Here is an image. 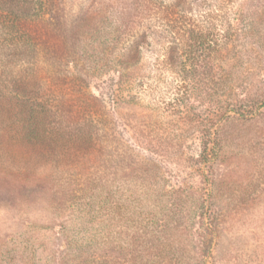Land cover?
I'll list each match as a JSON object with an SVG mask.
<instances>
[{
  "label": "trees",
  "instance_id": "trees-1",
  "mask_svg": "<svg viewBox=\"0 0 264 264\" xmlns=\"http://www.w3.org/2000/svg\"><path fill=\"white\" fill-rule=\"evenodd\" d=\"M63 3L0 0V145H12L17 195L36 193L48 211L23 217L26 229L46 232L17 234L18 258L219 264L224 209L244 203L238 171L264 145V134L233 126L264 127V0H104L75 25ZM104 28L107 44L95 39ZM148 51L156 55L144 63ZM165 72L176 82L166 106L178 124L153 134L157 121H140L116 91ZM91 76L105 92L89 90ZM189 99L201 114L182 115ZM184 126L198 139L190 154Z\"/></svg>",
  "mask_w": 264,
  "mask_h": 264
},
{
  "label": "rangeland",
  "instance_id": "rangeland-1",
  "mask_svg": "<svg viewBox=\"0 0 264 264\" xmlns=\"http://www.w3.org/2000/svg\"><path fill=\"white\" fill-rule=\"evenodd\" d=\"M99 1L64 0L63 20L68 25L80 23L88 9L92 8L87 13L91 10L94 11L100 7V3L104 2V0L102 2ZM107 35V29H105L95 39H99L102 44H107L109 42ZM95 39H90L89 41L95 43L97 41ZM152 39L154 46H157L159 40L154 35ZM143 54L142 62L144 63H150L156 55L150 51ZM106 76L107 74L102 75L100 79L107 81ZM175 83L174 75L165 72L159 77H149L141 88L133 85L131 89L127 88L116 92L126 98L125 105L131 108V112H138L140 121L145 120L148 124L152 120L157 121L159 127L151 130V132L153 134H162L165 125L169 123L178 124L175 121V114L170 111L171 104L168 107L166 106V102L171 101L173 96L171 84ZM89 90L93 94L98 93L99 90L101 92L106 91L105 85L95 76L90 77ZM133 102H136L134 104L137 105H133ZM204 108L205 106L197 102V100L189 99L186 106H182L181 111L182 115L188 116L191 115V111L201 114ZM116 120L117 122L119 121L120 126L125 123V117L123 118V116L120 118L115 117V122ZM258 124L261 123H250L240 120L233 122L235 131H247L251 132L252 135L264 134L263 125L256 128ZM159 128L160 130H157ZM181 134L183 135L182 140L185 146L184 151L187 154L192 153L198 147V139L194 138V135L190 134V131L185 126ZM125 135L127 138L129 133H125ZM11 152V143L9 141L6 143L2 142L0 145V264H30L27 259L18 258V253H16L18 248H16L15 243L17 241L16 235L19 234L22 238L31 240L34 238V234L39 232L38 239H42L46 231L42 229L39 231L32 228L26 229L24 227L26 222L23 223V217L27 215L30 219L42 220L46 218L45 215L48 211H45V209L47 210L45 201H42L40 197L38 198L36 193L30 194L29 191L22 190L23 197L20 198L17 195L18 191L13 185V154H10ZM251 152L253 156L248 155V159H252L251 162H248L246 168L242 167L238 171L237 189L243 194L244 203H240L233 208L224 209L223 219L214 237L216 245L214 246L213 254L217 257L216 260L219 261V264H264V145L256 144ZM141 153L148 155V152L144 150H141ZM242 153L245 155L247 153L246 149ZM168 169L174 172L175 167L169 165ZM249 182L252 183L251 190L248 193H244V186ZM22 198L33 203L28 208L29 210H25L29 205ZM35 246H40V242L35 243Z\"/></svg>",
  "mask_w": 264,
  "mask_h": 264
}]
</instances>
